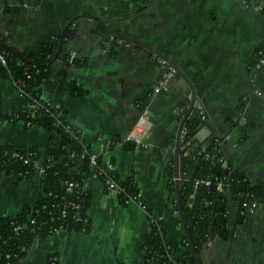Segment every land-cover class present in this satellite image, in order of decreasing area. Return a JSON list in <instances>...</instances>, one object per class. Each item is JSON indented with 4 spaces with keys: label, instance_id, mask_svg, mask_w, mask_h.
<instances>
[{
    "label": "crops",
    "instance_id": "0c3cea01",
    "mask_svg": "<svg viewBox=\"0 0 264 264\" xmlns=\"http://www.w3.org/2000/svg\"><path fill=\"white\" fill-rule=\"evenodd\" d=\"M83 14L168 57L196 95L194 144L205 149L214 141L225 168L264 182V68L254 70L256 51H264V0H0V36L19 53L36 51ZM97 26L90 18L75 20L63 47L67 58L59 53L51 61L40 93L52 107L67 111L85 144L104 162L111 158L120 178L132 176L140 201L122 205L91 174L83 185L89 230L37 238L21 264H50L52 256L57 264H145L149 212L177 243L173 255H185L173 166L180 110L189 103L187 85L173 73L167 90L154 92L165 71L159 60L145 48L95 31ZM70 82L82 89L80 95L70 94ZM139 104L147 110L145 118ZM27 106L15 83L0 78V116ZM127 135L131 141H123ZM116 137L121 140L113 142ZM58 142L56 133L40 125L0 120V145L44 153ZM195 168L189 158L181 174L191 179ZM78 171L79 163L71 168ZM42 196L38 177L17 181L13 173L2 175L0 216L14 215ZM225 200V234L202 245L201 264H264V196L249 207L242 195L227 193Z\"/></svg>",
    "mask_w": 264,
    "mask_h": 264
},
{
    "label": "trees",
    "instance_id": "16d2710c",
    "mask_svg": "<svg viewBox=\"0 0 264 264\" xmlns=\"http://www.w3.org/2000/svg\"><path fill=\"white\" fill-rule=\"evenodd\" d=\"M95 31L104 34L101 26H97ZM71 36V30H67L65 43ZM57 42L58 37H55L47 43L40 44L36 51H23L21 53L23 59L15 57L0 44V52L4 53L7 59L6 66L0 64V78L13 81L28 104L24 110L0 116V120L9 122L22 120L27 126L37 124L59 137L58 144L48 148L44 153L35 147L0 145V177L10 173L14 174L16 180L36 176L43 188V196L33 205L23 206L21 211L14 215L0 216V264H21L35 239L56 234V230L60 227L68 231L81 232H87L90 228L86 215L89 193L83 189V185L92 174L90 155L95 153L83 141L82 132L68 120L67 111L63 107H52L40 93L41 83L49 75V65ZM67 55L65 48H62L61 58L66 59ZM71 61L83 65V61L79 59L72 58ZM69 92L71 95H80L82 89L74 82H70ZM195 123L194 111H192L188 116L182 145L185 140L192 138ZM120 140L118 137L113 138V142ZM124 146L133 147V144L125 142ZM194 150L198 152L195 156L194 176L182 184L180 199L194 249L198 255L202 245L209 239L225 234L223 225L226 200L225 196L217 195L216 189L200 185L196 189L194 201L190 202V195L195 191L194 178L211 177L214 182L223 180V189L235 197L248 194L262 198L264 182H253L240 172L218 165L223 160L218 162L222 156L214 141L205 149L196 145ZM206 153L210 157L206 158ZM39 161L43 170L36 174ZM107 162L112 163L111 158L104 162L101 155H96L95 167L103 170L99 178L103 181L106 190L107 181L111 179L122 189L117 194L122 205H128L130 200L139 202V191L132 176L126 179L120 178L115 171L107 167ZM187 162L188 159L186 164ZM77 163H79V171L71 172V168ZM70 181L77 183L72 193H68L66 189ZM172 185L173 181H170L171 189H173ZM71 203L79 205V220L72 218L74 210L70 207ZM61 207L65 209V214H60ZM149 217L151 230L148 240L144 243L145 264H195L185 235V255L171 256V251L176 248L177 243L166 238L160 219L155 218L150 212Z\"/></svg>",
    "mask_w": 264,
    "mask_h": 264
},
{
    "label": "water",
    "instance_id": "95a60500",
    "mask_svg": "<svg viewBox=\"0 0 264 264\" xmlns=\"http://www.w3.org/2000/svg\"><path fill=\"white\" fill-rule=\"evenodd\" d=\"M82 17L83 18H90V19L94 20L97 24H99L102 27L103 31L105 32V34L107 36L112 37V38H114L118 41L124 42V43H131V44L140 46L142 48H145L146 50L151 52V54L153 55V57H152L153 59L159 58V59L164 60L165 63L167 64V66H169L172 69L173 73L178 75L181 78V80H183L185 82V84L187 85L185 95L189 97V103L186 107H184L180 110V113L182 116H181V120H180L178 128H177L175 146H174V166H173V178H174V180L173 181H174V186H175V196H176V201H177V209H178V215L180 218L181 227L183 229L184 235L186 237V242H187V245H188L189 250H190V254H191L192 258L194 259L195 264H200L199 255H197L195 252L194 242L192 241L191 236H190V232H189L188 225H187V220L185 218V214L183 212L182 205H181V199H180V188H181L182 184L186 183L189 180L188 178H186L185 176H183L181 174V171L184 167V164L188 159L187 157H185L183 155L184 150L181 147H182L183 129L187 125L188 116L193 111V109L196 108V95H195V92L192 88V85H191L190 81L188 80V78L185 76V74L168 57L163 55L161 52L152 48L151 46H148L147 44H144L143 42L129 38L127 36H124L122 34H119L115 31H113L107 25L106 21H103L102 19H100L97 16H92V15H87V14L75 16L74 18H72L71 20H69L67 22V24L64 26L63 30L61 31V33L58 36V42L56 44V50H55V53L52 55L51 61H53L54 59H56L59 56V53L61 52L62 48L64 47L67 30L75 22V20L82 18ZM0 44L6 50H8L11 54H13L15 57L23 59L22 54L19 53L18 51H16L15 49H13L7 42H5L3 40V38L1 36H0ZM189 142H190L191 148H189L188 151L191 154H194V152H195L194 148H195L196 144H194L195 142L192 138L189 139ZM188 161H189V159H188ZM218 165H221L222 168H225L227 166V164L225 162L218 163ZM211 189H213V190L215 189L214 184L211 185ZM227 193H228V191H225V190L217 191V195L219 197H223ZM190 201L193 202L194 197L190 198ZM173 254H174V250L171 251L170 255L173 256Z\"/></svg>",
    "mask_w": 264,
    "mask_h": 264
},
{
    "label": "built area",
    "instance_id": "2783aa9c",
    "mask_svg": "<svg viewBox=\"0 0 264 264\" xmlns=\"http://www.w3.org/2000/svg\"><path fill=\"white\" fill-rule=\"evenodd\" d=\"M158 60H159V62L161 64V66L165 69V71H164L163 77L159 81V85L153 88V91L154 92L157 91L158 89L167 90L168 84H169L170 79H171L172 74H173L172 69L169 66H167V64L165 63L164 60L159 59V58H158ZM6 63H7V59H6L5 55H4V53L0 52V64L3 65V66H6ZM263 68H264V51L262 49H258L256 51V62L254 64V70L255 71H260ZM19 92H20V94L22 96V92H21L20 89H19ZM138 107H139V109L141 111V117L145 118V116L147 114L146 108L144 106L140 105V104L138 105ZM185 132H186V127H184L183 132H182V134H183V136H182V142L184 140L183 137H184ZM131 140H132L131 135H127L123 139V141H131ZM133 141L136 142L137 144H142V141L141 140L134 139ZM181 148L184 150L183 155L185 157H187L188 159L191 158V159H194L195 160V156L198 154V152L195 151L194 154H191L188 151V149L191 148L189 140H185ZM96 155L97 154H91L90 155L91 169H92V174L94 176L99 177L103 173V170L95 167V157H96ZM205 157L208 158V157H210V155L206 153L205 154ZM219 161H222V159L219 158L218 159V162ZM107 167L110 168V169H112V163L107 162ZM42 170H43V168H42V165H41V161H39V162H37V172H36V174L41 173ZM213 184H214L215 189L217 191L224 190L223 189V185H224V181L223 180H219L217 182H214V179H212L211 177L194 178L193 185H194L195 191H194L193 194L190 195V198H193L195 196V192H196V189H197L198 186L203 185V186L211 187V185H213ZM75 185L77 186V183L72 182V181L68 182L67 183V188H66L67 189V192L68 193H72L73 192V188L75 187ZM108 189H109V191H112L115 194H118L122 190L111 179L107 181V190ZM242 196H243V206H248V207L254 205L255 202H256V200L259 199V198H255V197L249 196L248 194L242 195ZM130 202H136V201L130 200L129 203ZM70 207L74 210V212L72 213V218L74 220H79V218H80V215H79V205L78 204H75V203H71V206ZM65 213H66L65 212V209L63 207H61L60 208V214H65ZM60 230H64V228L63 227H60L58 230H56V233L59 232ZM50 264H57L56 263V257L52 256L50 258Z\"/></svg>",
    "mask_w": 264,
    "mask_h": 264
},
{
    "label": "rangeland",
    "instance_id": "374dc122",
    "mask_svg": "<svg viewBox=\"0 0 264 264\" xmlns=\"http://www.w3.org/2000/svg\"><path fill=\"white\" fill-rule=\"evenodd\" d=\"M15 177V176H14ZM16 179V178H15ZM18 181V180H17ZM108 191H109V189H108ZM117 195V194H116ZM35 203V202H34ZM25 205H29V206H31V205H33V203H31V204H25ZM25 205H23V206H25ZM23 206H22V208H23ZM21 208V209H22ZM21 211V210H20ZM65 230V229H64Z\"/></svg>",
    "mask_w": 264,
    "mask_h": 264
},
{
    "label": "flooded vegetation",
    "instance_id": "af4514ba",
    "mask_svg": "<svg viewBox=\"0 0 264 264\" xmlns=\"http://www.w3.org/2000/svg\"><path fill=\"white\" fill-rule=\"evenodd\" d=\"M205 244V243H204Z\"/></svg>",
    "mask_w": 264,
    "mask_h": 264
}]
</instances>
